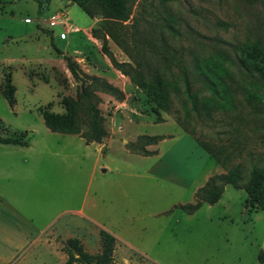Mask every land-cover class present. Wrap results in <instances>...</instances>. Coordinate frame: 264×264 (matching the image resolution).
<instances>
[{"label":"rangeland","instance_id":"rangeland-1","mask_svg":"<svg viewBox=\"0 0 264 264\" xmlns=\"http://www.w3.org/2000/svg\"><path fill=\"white\" fill-rule=\"evenodd\" d=\"M128 3L129 19L114 25L121 47L107 36L105 18L88 17L65 0H51L42 15L31 0H0V88L7 74L14 88L12 107L0 93V137L23 132L29 143L28 149L0 144V264L47 259L18 254L21 221L14 211L36 224L54 217L64 236L87 234L83 241L93 254L99 231L109 233L114 264H264V213L243 189L250 168L264 165V103L256 110L234 92L232 111L206 119L191 112L182 95L171 94L164 112L139 85L163 72L158 54L164 51L178 53L190 69L195 56L234 58L241 45L264 46V0ZM64 57L76 64L77 77ZM170 69L177 72L175 62ZM82 85L104 131L101 155L95 145L78 146L75 137L43 123V113L67 117L78 137L89 134ZM142 136L165 137L145 147L156 155L133 154L130 144ZM199 142L222 146L226 167ZM234 166L242 172L241 189L225 186L214 205L202 204L193 214L180 208L194 203L209 177ZM78 209L86 220L72 213ZM54 242L57 253L47 262L64 264V241L55 236Z\"/></svg>","mask_w":264,"mask_h":264},{"label":"trees","instance_id":"trees-1","mask_svg":"<svg viewBox=\"0 0 264 264\" xmlns=\"http://www.w3.org/2000/svg\"><path fill=\"white\" fill-rule=\"evenodd\" d=\"M36 4L37 14L42 15L48 8L51 0H31ZM77 5L88 16H102L108 21L107 36L117 45L123 47L124 43L119 37L118 30L114 25L122 24L129 19L130 5L128 0H65ZM167 1V0H164ZM164 48V46H163ZM237 54L234 58L228 54L217 53L215 57L193 58L190 69L177 57L174 52L169 55L158 54L165 68L162 73H154L151 81L139 80V85L147 96L156 103L164 112L170 110L171 94L182 95L190 105V111L196 115L202 114L206 119H211L216 112L227 113L234 109V92H239L245 102L254 109L259 110L264 103V46L259 42L241 45L235 49ZM69 73L77 77V66L68 57L63 58ZM176 63L177 74L170 69V65ZM163 75H171V80ZM181 76V83H177V76ZM197 83V89L193 84ZM181 84V85H179ZM111 92L109 86L103 87ZM2 97L10 107L14 104V88L7 74L4 77ZM204 94L202 98L200 94ZM81 95L85 99L90 111L91 131L89 134H81L80 137L86 142L100 143L104 131L100 126L97 109L88 99L86 88L81 89ZM44 126L53 133L77 135L78 127L67 117H56L47 113L42 114ZM22 132L20 137H0V144L24 147L27 145ZM163 136H142L130 144L135 155L154 156L155 151H148L146 146L155 145L164 140ZM199 146L219 165L226 167L229 155L221 146L214 147L211 144L199 142ZM243 180L239 166L229 169L226 174L209 177L206 183L197 190L193 204L181 206L180 208L188 214L195 213L202 204L214 205L221 197L225 186L241 189L240 182ZM250 199L251 206L255 210L264 213V165L262 167H251L248 179L243 187ZM100 251L97 254H89L83 250L78 239L71 238L63 242L61 251L66 255L64 264H114L113 251L115 238L109 233L101 230ZM259 261L264 263V258L259 255Z\"/></svg>","mask_w":264,"mask_h":264},{"label":"crops","instance_id":"crops-1","mask_svg":"<svg viewBox=\"0 0 264 264\" xmlns=\"http://www.w3.org/2000/svg\"><path fill=\"white\" fill-rule=\"evenodd\" d=\"M67 3L71 4L70 2H67ZM63 135H68V134H63ZM69 136H73L77 139V141L79 142L78 146L81 145L82 147L87 148L90 145H95L97 147L98 153L100 155L102 154L101 148H100L98 143L86 142L83 138H80L77 135H69ZM1 145H3V144H1ZM5 146L28 149L29 143L27 144V146H24V147L13 146V145H5ZM142 157H144V156H142ZM102 172H105V171L102 170ZM63 213H67V212H63ZM72 213L83 218L84 220H86L81 209L73 211ZM13 214L16 217H18V219L21 221V226H19L20 229L18 231V236L14 240L16 251L18 252V254L20 256H25L28 254V255H30V257H33L36 259L39 254L41 257L43 256V254H45L47 259L42 264H48V262H47L48 259H50L52 261L53 255L55 253H57L55 251V242H54L55 236L61 238L62 241H65V240L71 239V238H76L81 243L83 250L85 252H87L89 254H93L92 252H88L86 250V245L83 241L84 236H86L87 234L83 235L82 238H81V236L80 237H74V236L69 235V234L67 236H64L62 231L59 232L58 230H56V228H54V221H53L54 217L51 219H47L45 221L43 220V222H41V224H36L32 221H29L24 216L19 215L16 211H14ZM88 223H92V222L89 221ZM99 233H100V231H99ZM88 235H90V234H88ZM93 235H94V233H93ZM96 240H97V237H96ZM97 244H98L99 251H100V237L98 238ZM99 251L97 253H99ZM114 251L116 252L115 247H114ZM114 251H113V253H114ZM97 253H94V254H97Z\"/></svg>","mask_w":264,"mask_h":264},{"label":"built area","instance_id":"built-area-1","mask_svg":"<svg viewBox=\"0 0 264 264\" xmlns=\"http://www.w3.org/2000/svg\"><path fill=\"white\" fill-rule=\"evenodd\" d=\"M54 18H58V17H52V19H54Z\"/></svg>","mask_w":264,"mask_h":264}]
</instances>
